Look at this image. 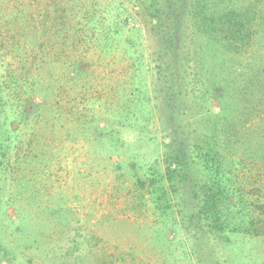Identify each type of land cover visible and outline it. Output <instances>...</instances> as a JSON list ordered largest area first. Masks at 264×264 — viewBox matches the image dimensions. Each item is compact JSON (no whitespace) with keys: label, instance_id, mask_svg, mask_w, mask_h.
Segmentation results:
<instances>
[{"label":"rangeland","instance_id":"1","mask_svg":"<svg viewBox=\"0 0 264 264\" xmlns=\"http://www.w3.org/2000/svg\"><path fill=\"white\" fill-rule=\"evenodd\" d=\"M51 1L32 0L28 5L20 0L18 10L30 12L33 21L29 35L24 34L28 30L25 22H16L22 29L18 37L23 48L18 54L51 62L41 78L35 75L36 69L30 78L53 87L42 91L52 92L49 103L63 99L62 119L51 127L42 117L25 114L26 124L19 127L18 121H12V128H19L17 145L6 157L1 156L0 148V260L4 240L18 256V264H200L199 245L212 250L211 264L231 263L234 255L223 240L182 217L192 209L195 199L185 198L183 192L177 197L172 194L176 218L162 220L149 192L135 187L138 177L165 171L168 148L164 141H169L175 127L180 129L176 140L192 145L211 128L201 117L208 111H220L218 98L206 94L208 75L200 73L202 53H197L198 30L189 16L191 0L179 1L184 13L180 21L167 16L160 28L151 20L158 18V9H166L167 0ZM233 2L248 4L247 0L226 1ZM43 6L49 11V27L41 38ZM56 22L67 30L65 45L55 38L60 27ZM108 28L123 32L110 46L104 45ZM76 29L79 31L74 34ZM227 52L224 57L230 63L226 70L232 72L229 80L236 78L241 83L242 73L257 72L261 81L258 94L263 96L259 108L263 110L264 36ZM75 61L88 64L86 76L79 82L66 81V76L57 79L64 73L62 64L67 65V74ZM165 62L171 67L162 65ZM32 63L28 62L27 68ZM231 84L237 90L236 84ZM58 85L62 88L56 89ZM168 86L175 88L173 99L167 94ZM168 105L173 108L172 118ZM21 108L13 110L21 112ZM80 115L82 126L74 121ZM105 116L108 122L102 119ZM94 118H100V127L113 129V138L95 141L89 136ZM74 125L81 128L79 133ZM255 135L264 139V120ZM35 141L40 143L34 145L36 149L45 152L34 161L23 159ZM1 157L10 164L2 172ZM263 167L261 162L235 170L247 196L256 204L264 202ZM193 173L201 175L198 169ZM9 195L15 196L13 203ZM255 208L256 214L262 212ZM191 229L202 237L190 235ZM246 245L249 252L243 256L250 254V261L259 262L264 238L248 239Z\"/></svg>","mask_w":264,"mask_h":264},{"label":"trees","instance_id":"2","mask_svg":"<svg viewBox=\"0 0 264 264\" xmlns=\"http://www.w3.org/2000/svg\"><path fill=\"white\" fill-rule=\"evenodd\" d=\"M31 1L25 0L21 3L27 2L30 5ZM179 1L182 0H167L166 9L157 10L158 18L152 19V24L160 28L168 17L180 21L184 13L180 10ZM226 1L228 0H191L189 8L190 19L197 26V38L200 40L197 50L198 54L202 53L199 56L200 66H202L200 73L207 74L208 80L210 79L206 94L209 93L218 98L220 111L212 113L208 111L206 116L201 117V120H208L211 123V128L203 136L201 133V141L192 145L176 140L180 129L175 127L169 136V141H164V146L168 148L165 152L167 164L165 171L160 175L156 172V174L144 176L148 178L138 177L135 187L138 190L144 188L149 192L155 213L162 220L176 218L171 203L172 194L177 197L178 193L183 192L185 198L195 199L192 209L182 213V217L194 224H199V230H204L207 234L223 240L234 255L229 264H264V254L259 262L250 261L253 260L250 254L243 256L245 252H249V247L246 245L248 239L264 238V202L256 204V201L247 196L242 180L235 171L237 167L245 164L258 165L264 162V139H259L255 135L258 124L264 120V109L259 108L263 97L258 94L261 81L254 70H249L251 74L242 73L241 83L236 78L229 80L228 75L232 72L229 70L227 73L226 67L230 60L227 61L224 57L228 55L227 51L238 49L240 45L247 47L254 37L258 40L264 36V0H247L246 6H238L234 2L227 4ZM19 3L20 0H0V148L2 157H6L13 146L17 145L19 132L17 129L19 128H12L13 120L18 121L20 127L23 123H27L28 115H33L42 117L51 124V127H55L62 119L64 104L63 99L49 103L52 92L42 91H51L53 87L45 83L40 84L36 78H30V73L34 69H36L35 75L41 78L42 70L45 72L51 62L46 59L33 61L29 57H20L18 54V50L23 48L18 37L22 35V29L16 27V22L24 21L25 28L28 29L24 34L29 35L30 23L33 21L30 12L18 10ZM41 12L43 13L42 38L49 27V11L43 6ZM56 25L60 24L56 22ZM66 31L60 25L59 30L55 32V38L60 41V45H65L68 41ZM78 31L79 29H76L74 34ZM106 32L104 45L107 46L111 45V40L123 35L120 30L111 28H108ZM44 45L45 43L40 47ZM8 55L14 57L16 66L7 58ZM18 61L20 65L17 66ZM31 61L32 67L27 68V63ZM162 65L171 67L169 62ZM66 66L65 63L62 64L64 73L62 72L61 77L57 79H64L66 76V81L79 82L87 74L85 72L88 68L87 63L83 66V62L75 61L71 64L73 70L67 74H65ZM229 81L236 84L237 90ZM262 83L264 87V77H262ZM168 87L167 94L171 99L175 98V88ZM60 88L62 85L56 87V89ZM30 90L36 93L31 94ZM37 96L41 97L40 101L36 100ZM15 106H22V111L13 110ZM167 108L172 118V105H168ZM180 112L183 114L186 110H180ZM102 119L109 121L107 116ZM110 119L113 120V118ZM74 121L76 124L79 121L82 126L83 115L77 116ZM99 121L100 118L90 120L94 127L91 128L89 136L95 141L103 140L105 136L113 138L111 136L113 129L108 130L107 125L100 127ZM169 121L172 123V119ZM75 127V133H79L81 128ZM35 144L40 145L36 141L33 146L29 145L28 153L23 159L34 161L45 152L43 149L38 151ZM17 148L21 149V147ZM2 157L1 172L3 168L10 165ZM195 169H198L201 175H195L193 173ZM20 183L25 184L23 180ZM9 196L10 201L15 198L14 195ZM5 200L1 198L4 204H6ZM255 206L261 208L262 212L256 214ZM189 233L195 238L202 237L198 230L191 229ZM3 241L1 240L0 264H18V256ZM197 251L200 264H211L213 254L209 246L199 245Z\"/></svg>","mask_w":264,"mask_h":264}]
</instances>
